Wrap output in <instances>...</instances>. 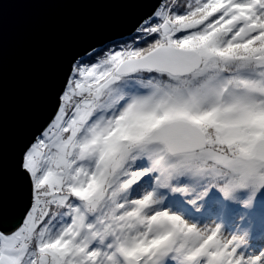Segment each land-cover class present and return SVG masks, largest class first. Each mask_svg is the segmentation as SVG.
Segmentation results:
<instances>
[{
  "label": "snow or ice",
  "instance_id": "1",
  "mask_svg": "<svg viewBox=\"0 0 264 264\" xmlns=\"http://www.w3.org/2000/svg\"><path fill=\"white\" fill-rule=\"evenodd\" d=\"M59 2L124 30L69 52L7 198L0 154V264H264V0Z\"/></svg>",
  "mask_w": 264,
  "mask_h": 264
},
{
  "label": "water",
  "instance_id": "2",
  "mask_svg": "<svg viewBox=\"0 0 264 264\" xmlns=\"http://www.w3.org/2000/svg\"><path fill=\"white\" fill-rule=\"evenodd\" d=\"M123 30L117 5L59 0L5 4L0 14V154L5 198L20 149L53 110V86L69 52Z\"/></svg>",
  "mask_w": 264,
  "mask_h": 264
},
{
  "label": "rangeland",
  "instance_id": "3",
  "mask_svg": "<svg viewBox=\"0 0 264 264\" xmlns=\"http://www.w3.org/2000/svg\"><path fill=\"white\" fill-rule=\"evenodd\" d=\"M239 216H240L239 211L234 212L233 216L230 218V222H231V220H235V219L239 218Z\"/></svg>",
  "mask_w": 264,
  "mask_h": 264
},
{
  "label": "trees",
  "instance_id": "4",
  "mask_svg": "<svg viewBox=\"0 0 264 264\" xmlns=\"http://www.w3.org/2000/svg\"><path fill=\"white\" fill-rule=\"evenodd\" d=\"M179 2H180V3H183V2H184V0H179ZM237 211H239V210H237Z\"/></svg>",
  "mask_w": 264,
  "mask_h": 264
}]
</instances>
